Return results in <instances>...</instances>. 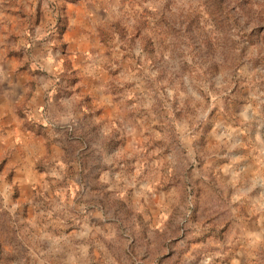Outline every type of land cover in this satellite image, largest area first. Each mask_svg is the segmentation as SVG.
Here are the masks:
<instances>
[{
	"label": "rangeland",
	"instance_id": "rangeland-1",
	"mask_svg": "<svg viewBox=\"0 0 264 264\" xmlns=\"http://www.w3.org/2000/svg\"><path fill=\"white\" fill-rule=\"evenodd\" d=\"M0 264H264V0H0Z\"/></svg>",
	"mask_w": 264,
	"mask_h": 264
}]
</instances>
